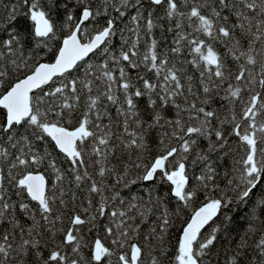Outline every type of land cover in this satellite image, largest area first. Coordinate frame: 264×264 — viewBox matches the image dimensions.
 Masks as SVG:
<instances>
[{
  "label": "snow or ice",
  "instance_id": "1",
  "mask_svg": "<svg viewBox=\"0 0 264 264\" xmlns=\"http://www.w3.org/2000/svg\"><path fill=\"white\" fill-rule=\"evenodd\" d=\"M0 264H264V0H0Z\"/></svg>",
  "mask_w": 264,
  "mask_h": 264
}]
</instances>
